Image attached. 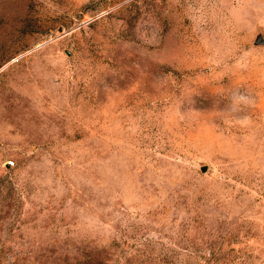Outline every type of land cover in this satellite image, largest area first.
Returning a JSON list of instances; mask_svg holds the SVG:
<instances>
[{
	"label": "rangeland",
	"instance_id": "374dc122",
	"mask_svg": "<svg viewBox=\"0 0 264 264\" xmlns=\"http://www.w3.org/2000/svg\"><path fill=\"white\" fill-rule=\"evenodd\" d=\"M260 33L247 0H0V264H264Z\"/></svg>",
	"mask_w": 264,
	"mask_h": 264
},
{
	"label": "water",
	"instance_id": "95a60500",
	"mask_svg": "<svg viewBox=\"0 0 264 264\" xmlns=\"http://www.w3.org/2000/svg\"><path fill=\"white\" fill-rule=\"evenodd\" d=\"M60 30H62V29L60 28ZM255 44L256 45H264V36H263V34L260 33V34L257 35L256 40H255ZM67 53L69 55H71L70 51H68ZM206 169H207V166H204L203 170L205 171Z\"/></svg>",
	"mask_w": 264,
	"mask_h": 264
},
{
	"label": "crops",
	"instance_id": "0c3cea01",
	"mask_svg": "<svg viewBox=\"0 0 264 264\" xmlns=\"http://www.w3.org/2000/svg\"><path fill=\"white\" fill-rule=\"evenodd\" d=\"M247 1L251 2L252 4L259 3V4H263L264 5V0H247Z\"/></svg>",
	"mask_w": 264,
	"mask_h": 264
}]
</instances>
